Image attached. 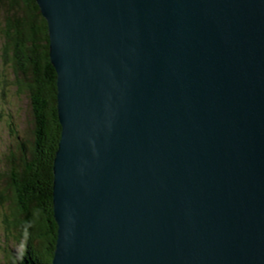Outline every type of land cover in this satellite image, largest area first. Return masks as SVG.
<instances>
[{
    "label": "water",
    "instance_id": "95a60500",
    "mask_svg": "<svg viewBox=\"0 0 264 264\" xmlns=\"http://www.w3.org/2000/svg\"><path fill=\"white\" fill-rule=\"evenodd\" d=\"M36 2L52 264H264V0Z\"/></svg>",
    "mask_w": 264,
    "mask_h": 264
},
{
    "label": "trees",
    "instance_id": "16d2710c",
    "mask_svg": "<svg viewBox=\"0 0 264 264\" xmlns=\"http://www.w3.org/2000/svg\"><path fill=\"white\" fill-rule=\"evenodd\" d=\"M0 5L5 9L3 55L12 63L17 92L28 94L34 120L31 140L17 136V151L0 155L3 232L12 242L3 248L0 264H52L58 232L53 167L62 128L48 25L36 0H0Z\"/></svg>",
    "mask_w": 264,
    "mask_h": 264
},
{
    "label": "rangeland",
    "instance_id": "374dc122",
    "mask_svg": "<svg viewBox=\"0 0 264 264\" xmlns=\"http://www.w3.org/2000/svg\"><path fill=\"white\" fill-rule=\"evenodd\" d=\"M5 9L0 5V155L3 151L17 150V138L31 140L34 125L28 94L18 93L14 86L12 63L7 62L3 55L5 41L1 31L5 21ZM14 132V133H13ZM18 136V137H17ZM2 209L0 208V258L3 248H11L3 232ZM16 246L12 249H15Z\"/></svg>",
    "mask_w": 264,
    "mask_h": 264
},
{
    "label": "bare ground",
    "instance_id": "6f19581e",
    "mask_svg": "<svg viewBox=\"0 0 264 264\" xmlns=\"http://www.w3.org/2000/svg\"><path fill=\"white\" fill-rule=\"evenodd\" d=\"M32 67V66H31ZM28 68V67H27ZM34 79V78H33ZM36 80V79H35ZM38 81V80H37ZM35 82V81H34ZM34 86H35V84H34ZM38 87V86H37ZM35 91H37V90H35ZM38 92V91H37ZM43 120V119H42ZM48 120V119H47ZM39 123V122H38ZM43 127V126H42ZM14 133V132H13ZM27 142V141H26ZM25 145V144H24ZM17 151V150H16ZM20 152V151H19ZM10 154V153H9ZM12 155V154H11ZM27 177V176H26ZM22 245V244H21ZM24 252V251H23Z\"/></svg>",
    "mask_w": 264,
    "mask_h": 264
}]
</instances>
